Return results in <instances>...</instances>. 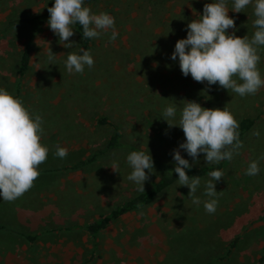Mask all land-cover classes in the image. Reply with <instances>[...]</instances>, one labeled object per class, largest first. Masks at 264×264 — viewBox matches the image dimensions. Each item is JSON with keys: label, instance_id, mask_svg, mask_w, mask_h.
I'll return each mask as SVG.
<instances>
[{"label": "rangeland", "instance_id": "374dc122", "mask_svg": "<svg viewBox=\"0 0 264 264\" xmlns=\"http://www.w3.org/2000/svg\"><path fill=\"white\" fill-rule=\"evenodd\" d=\"M47 1L0 0V89L19 99L31 114L41 115V143L49 149L34 186L13 202L0 198V264H260L264 160L259 161L258 175H245V170L264 154V87L242 98L218 84L183 76L178 57L171 59L177 40L187 37V24L199 19L204 5L213 0H96L85 7L92 14L114 17L118 35L108 42L109 30L93 39L88 51L94 66H86L83 74H69L64 63L68 54H82L83 48L75 28L65 42H75L69 49L46 24L33 43L30 71L20 82V55L30 28L19 19L45 10ZM226 3L235 35L251 39L252 6L235 13L232 0ZM233 31L228 29L227 34ZM258 54L257 67L264 79V46ZM187 101L208 109L226 107L239 128L243 119L254 120L251 130L239 136L243 142L239 154L221 161L225 175L215 182V213L208 214L203 207L209 199L203 195L209 177L197 190L199 207L188 197L190 189L176 183L151 205L125 214L91 240L85 230L88 224L140 193L127 179L132 171L127 163L130 152H104L110 130L97 127L94 120L107 116L124 128L131 143L169 162L185 136L161 115L176 104L177 123ZM253 130H259L258 138ZM57 145L68 150L66 158L54 155ZM92 156L98 157L89 166L67 169ZM197 159L194 166L207 165L203 153ZM113 162L118 172L111 168ZM145 171L147 190L160 174L155 167L150 174ZM234 241L236 247L228 254Z\"/></svg>", "mask_w": 264, "mask_h": 264}, {"label": "clouds", "instance_id": "9594fccd", "mask_svg": "<svg viewBox=\"0 0 264 264\" xmlns=\"http://www.w3.org/2000/svg\"><path fill=\"white\" fill-rule=\"evenodd\" d=\"M83 5L84 0H54L53 6L47 8V24L59 37V43L69 49L75 45V42H65L74 35L73 26L77 24L82 27L83 39L99 38L111 30L108 42L115 41L118 35L115 18L105 12L92 14ZM250 5L255 17L251 39L235 35V21L228 15L230 9L226 0H213L204 5L203 15L187 24V37L177 40L171 55L173 61L178 57L183 76L191 75L194 81H206L209 86L218 84L242 98L255 95L264 87V79L257 67L261 59L259 47L264 46V0H232L231 11L241 13ZM228 29L234 30L232 34H227ZM80 53L68 54L64 63L69 74H83L86 66L89 69L94 66L89 51L81 48ZM53 55L50 49L49 60ZM176 114L177 106L172 104L161 115L169 127H180L185 136V141L173 150V170L178 174V186H187L190 189L188 197L199 207L202 201L196 193L201 185L200 176L189 177L185 170L199 162L197 158L201 153L207 165L231 161L243 147L239 139V124L226 107L208 109L195 101L184 103L178 122L173 123ZM42 125L41 115L31 114L19 99L0 89V198L5 202L22 197L40 175L38 168L47 160L49 152L41 143ZM252 135L258 138L259 130H253ZM181 149L192 158L193 164L182 157ZM54 155L64 159L68 150L57 145ZM260 160H264V154L248 164L245 175H258ZM127 163L132 169L127 179L137 185L138 192L144 193V184L149 180L145 170L150 174L154 169L152 156L149 152L132 151L127 155ZM111 168L118 172L116 162ZM224 175L221 170L208 173L209 179L203 191V195L209 198L203 201L208 214H214L217 209L215 182Z\"/></svg>", "mask_w": 264, "mask_h": 264}, {"label": "trees", "instance_id": "16d2710c", "mask_svg": "<svg viewBox=\"0 0 264 264\" xmlns=\"http://www.w3.org/2000/svg\"><path fill=\"white\" fill-rule=\"evenodd\" d=\"M96 0H84V5L93 3ZM54 0H48L46 8L43 11L34 13L29 16L20 18L19 20L27 24L30 28L29 38L24 46V49L20 55V63L18 68V79L21 82L29 73L31 68L32 60V46L37 38L42 32L43 27L47 24L49 13L47 11L48 7L53 6ZM77 36L81 42V45L84 50H90L92 47L93 39H83L82 37V27L77 24L74 26ZM19 86L21 84L19 83ZM20 88V87H19ZM94 123L97 127H103L110 130V135L107 139L104 152L107 151H143L146 154L149 152L138 147L136 144L131 143L127 137L124 128L116 124L114 121L109 119L107 116H100L94 120ZM254 125V120L252 118H245L240 124L239 133L241 137H244ZM154 161V167L159 171L160 177L158 182L154 183L150 189L145 190L144 193L140 192L135 196L127 199L121 205L116 207L112 212L101 216L98 220L94 221L91 224H88L85 228L91 240L95 241L98 234L104 231L109 225L120 220L125 214L144 208L151 205L158 197V195L169 187L177 183L178 174L174 172L175 162L174 161H164L157 154H152ZM98 156H92L91 158L80 160L75 164L67 167V169H82L89 166L93 163ZM225 162H220L219 164H209L203 166H194L190 169H186V173L189 177L200 176V179L203 180L208 178V173L214 170H223ZM139 205V207H138ZM30 240H34L33 237H28ZM236 241L230 244L227 253H231L232 249L236 247ZM260 264H264V248L259 260Z\"/></svg>", "mask_w": 264, "mask_h": 264}, {"label": "crops", "instance_id": "0c3cea01", "mask_svg": "<svg viewBox=\"0 0 264 264\" xmlns=\"http://www.w3.org/2000/svg\"><path fill=\"white\" fill-rule=\"evenodd\" d=\"M103 232V231H102Z\"/></svg>", "mask_w": 264, "mask_h": 264}]
</instances>
